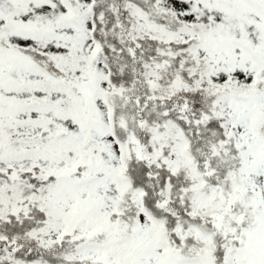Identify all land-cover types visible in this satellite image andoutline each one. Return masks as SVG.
<instances>
[{"label": "snow or ice", "instance_id": "6c2138e0", "mask_svg": "<svg viewBox=\"0 0 264 264\" xmlns=\"http://www.w3.org/2000/svg\"><path fill=\"white\" fill-rule=\"evenodd\" d=\"M0 264H264V0H0Z\"/></svg>", "mask_w": 264, "mask_h": 264}]
</instances>
